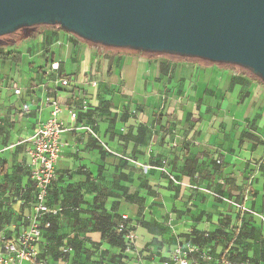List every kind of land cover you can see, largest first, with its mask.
Instances as JSON below:
<instances>
[{
    "label": "crops",
    "instance_id": "1",
    "mask_svg": "<svg viewBox=\"0 0 264 264\" xmlns=\"http://www.w3.org/2000/svg\"><path fill=\"white\" fill-rule=\"evenodd\" d=\"M22 41L0 45V234L27 227L35 195L27 149L50 118L49 97L62 107L65 132L48 203L62 212L39 245L42 258L161 264L189 234L214 232L221 245L238 215L206 190L236 202L248 194L264 216L263 82L229 65L109 50L59 28L25 31ZM12 50L22 63L2 58ZM103 213L114 224L127 216L136 248L112 247L94 230ZM243 227L249 257L264 264L261 220L247 216Z\"/></svg>",
    "mask_w": 264,
    "mask_h": 264
},
{
    "label": "water",
    "instance_id": "2",
    "mask_svg": "<svg viewBox=\"0 0 264 264\" xmlns=\"http://www.w3.org/2000/svg\"><path fill=\"white\" fill-rule=\"evenodd\" d=\"M35 26L104 48L235 65L264 83V0H0V38Z\"/></svg>",
    "mask_w": 264,
    "mask_h": 264
},
{
    "label": "built area",
    "instance_id": "3",
    "mask_svg": "<svg viewBox=\"0 0 264 264\" xmlns=\"http://www.w3.org/2000/svg\"><path fill=\"white\" fill-rule=\"evenodd\" d=\"M51 69L58 70L59 64H52ZM62 85L68 86L69 80L64 79ZM14 92L16 95L21 94L18 88ZM47 103L51 107L50 118L38 128L27 149V167L35 191L34 206L26 217L28 224L22 232L11 236L0 234V264H60L42 258L39 252L45 231L51 228L52 220L62 212V209L49 205L48 197L57 179L56 164L62 153L61 137L65 132V124L61 119L62 107L58 101L49 97ZM23 109L28 110V107L25 105ZM71 117L75 119L76 113L73 112ZM87 130L94 134L90 128ZM206 193L229 204L237 212V221L226 233L225 242L219 245L214 232L189 234L177 242L161 264H257L247 252L239 248V244L245 242L243 226L246 217H257L264 226V216L248 206V194L243 202H236L213 190H206ZM127 220V216L121 217L116 233L125 241L127 249L132 250L137 247L136 237L127 226ZM226 244L227 247L223 248ZM68 252L69 249L64 250V253Z\"/></svg>",
    "mask_w": 264,
    "mask_h": 264
},
{
    "label": "trees",
    "instance_id": "4",
    "mask_svg": "<svg viewBox=\"0 0 264 264\" xmlns=\"http://www.w3.org/2000/svg\"><path fill=\"white\" fill-rule=\"evenodd\" d=\"M38 27H53V26H35V27H32V28H27V29L20 30L19 32L34 31L35 28H38ZM53 28L61 29L59 26H55ZM19 32H17V33H19ZM15 34H13V35H15ZM9 36H12V35H9ZM9 36H5V37H9ZM111 49L124 50V51H133V50H130V49H115V48H111ZM134 52H138V51H134ZM138 53H143V52H138ZM144 54L159 55V54H152V53H144ZM2 58L5 59V60H10V61H12V62H14L16 64L22 63V55L19 54V53H9L7 55H2ZM201 61H203V60H201ZM116 226H117V224H114L112 222L111 216L103 213L102 215H98L97 222L95 224L94 230L97 231V232H100L102 234L103 239L107 240V242L109 243L110 246H112V247H120V248H122V250H124V248L126 247V243H125V241L122 238H120L117 235ZM56 231H57V219L54 218L52 220L51 228L46 230L45 233H44V236H43L44 240H43L42 243H44V242L48 243V241L56 233ZM244 235H245V233H244ZM62 246H64L63 240L60 239V243L58 245V248H61ZM248 246H250V245H248ZM49 248L50 247L47 244L46 247L44 248V253H43L44 256L43 257L48 256V251H49L48 249ZM74 248L76 250H78V251L82 250V247H80V246H74ZM48 260H50L51 262H55L56 261L54 258H51V259H48ZM253 262L258 264L257 260H253Z\"/></svg>",
    "mask_w": 264,
    "mask_h": 264
},
{
    "label": "rangeland",
    "instance_id": "5",
    "mask_svg": "<svg viewBox=\"0 0 264 264\" xmlns=\"http://www.w3.org/2000/svg\"><path fill=\"white\" fill-rule=\"evenodd\" d=\"M43 28L44 27L35 28L34 32L41 31V29H43ZM22 40H23V32H19V33H16L15 35H12V36H9V37H1L0 38V45H3L4 43H8V44H5L6 48H9L11 46V49H14L17 46L14 43H16L18 45H21V44H23ZM10 41H12L14 43L10 44L9 43ZM106 49L111 50V48H106ZM10 52L11 53H15L14 50H12ZM230 66L233 67L236 71L248 76L249 79L254 80V81H260V79H258L256 76H254L250 71H248L246 69H243V68H241L239 66H235V65H230ZM15 71H17V70H15ZM15 71L12 73V79H16V78L20 79V77L23 76V75L20 72H18V71L15 72ZM244 236H245L244 238L246 239L247 236L246 235H244ZM248 245H250V246H248ZM226 247H227V244L224 245L223 248H226ZM253 247L254 246H253V244L251 242L249 243V242L242 241L239 244V248L243 249L245 252H247L248 250L252 249Z\"/></svg>",
    "mask_w": 264,
    "mask_h": 264
}]
</instances>
